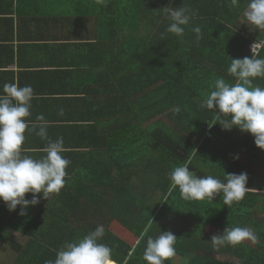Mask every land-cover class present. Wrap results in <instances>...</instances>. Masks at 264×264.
I'll use <instances>...</instances> for the list:
<instances>
[{
  "label": "trees",
  "instance_id": "obj_1",
  "mask_svg": "<svg viewBox=\"0 0 264 264\" xmlns=\"http://www.w3.org/2000/svg\"><path fill=\"white\" fill-rule=\"evenodd\" d=\"M85 3L92 13L100 10L105 58L115 68L109 73L104 101L90 104L92 112L96 105L92 117L96 125L81 127L80 141L65 142L74 149L62 153L71 162L65 187L48 200L37 194L39 203L27 208L22 218L3 217L0 242L7 238L5 227H13L29 239L23 245L7 238L18 254L14 263L45 264L55 260L65 243L78 241L103 225L100 242L112 248L115 264H147L143 259L147 238L161 230L177 236V254L165 264H174L178 258L187 264H229L205 241L207 232L213 228L223 233L227 226L263 230L264 188L248 173L244 157L264 166V150L255 145L250 133L235 127L225 130L219 123L209 127L218 122L216 115L200 104L216 78L236 82L227 72L231 58L250 57V46L264 41L262 30L256 36L241 30L248 0H240L238 7L231 0ZM180 6L197 13L182 38L166 31L169 21L164 11ZM197 26L199 42L192 31ZM254 85L264 87V78L255 79ZM175 107L180 108L178 113ZM134 143L143 152H132ZM159 146L171 159L166 158L167 163L156 151ZM169 154H175L174 160ZM188 159L189 170L197 176L223 180L228 173H247L249 189L244 199L229 208L222 194L201 201L183 199L178 188L169 193L170 172ZM29 194L25 198L30 200ZM36 209L39 213L31 218ZM245 209L253 210L249 223L232 219L243 217ZM114 222L135 238L134 244L112 232ZM257 244L244 241L223 253L228 251L244 264H264V246Z\"/></svg>",
  "mask_w": 264,
  "mask_h": 264
},
{
  "label": "clouds",
  "instance_id": "obj_2",
  "mask_svg": "<svg viewBox=\"0 0 264 264\" xmlns=\"http://www.w3.org/2000/svg\"><path fill=\"white\" fill-rule=\"evenodd\" d=\"M104 0H98L103 3ZM240 0H231L233 7H238ZM169 21L166 31L182 38L185 28L190 25L197 15L195 10L184 6L164 9ZM247 24L264 31V0H248L243 12ZM197 42L201 39L200 27H193ZM264 41H255L251 45V56L231 58L227 72L234 77V84L223 77L215 79L209 87L212 89L205 94L200 104L201 108L214 112L218 122L225 130L234 127L241 132L250 133L255 145L264 150V87L254 85V80L264 78ZM34 90L30 85L20 87L17 83H6L3 94H0V201H3L9 211H15L19 205L20 215L26 214L29 206L39 203L37 194H42L46 200L52 194H59L65 187L71 163L62 153L65 151L64 139L59 137L52 140L47 133L49 122L41 114L36 117V123L29 121L31 116ZM180 111L179 107L173 109ZM58 115H64V109L58 110ZM38 129V131H37ZM28 132H36L46 141L44 152L40 159L25 154L23 148ZM238 158V157H237ZM191 159L181 166H176L170 172L169 193L179 189L185 200H212L223 196L224 205L229 208L233 203L244 199L249 188L247 173H228L224 179L212 175L197 176L189 170ZM31 193L32 198L26 199ZM153 222L150 221L149 225ZM148 229H145L147 233ZM145 233L140 236L144 240ZM105 235L103 225H98L78 241L67 242L56 253L55 260L45 264H115L112 259V248L101 243ZM177 236L171 231H161L156 237L148 236L143 259L147 264H165L176 256ZM244 241H257L256 234L247 227L228 226L220 235H213L211 242L215 249L224 246H236ZM139 242V241H138Z\"/></svg>",
  "mask_w": 264,
  "mask_h": 264
},
{
  "label": "crops",
  "instance_id": "obj_3",
  "mask_svg": "<svg viewBox=\"0 0 264 264\" xmlns=\"http://www.w3.org/2000/svg\"><path fill=\"white\" fill-rule=\"evenodd\" d=\"M85 6V0H0V94L6 83L30 85L35 95L27 119L36 123L42 114L49 122L48 136L63 137L64 152L74 150L65 142L83 137L81 127L96 125V105L92 112L90 104L104 101L109 73L115 69L105 58L100 10L92 13ZM60 108L63 116L58 115ZM25 136V154L42 158L46 141L35 131L26 130ZM20 211L19 205L9 211L0 201V225L3 217L22 218ZM38 213L34 210L31 218ZM5 230L4 238L16 240L21 234L10 226ZM7 238L0 248H11Z\"/></svg>",
  "mask_w": 264,
  "mask_h": 264
},
{
  "label": "rangeland",
  "instance_id": "obj_4",
  "mask_svg": "<svg viewBox=\"0 0 264 264\" xmlns=\"http://www.w3.org/2000/svg\"><path fill=\"white\" fill-rule=\"evenodd\" d=\"M241 30L245 31L247 34H250L252 36H256V33L258 31V29H256L254 25L247 24V21L245 18L243 19ZM153 143L155 146H158L154 140H153ZM130 149L132 152H138V153L143 152V150L141 151L139 150V146L136 145L135 143L130 145ZM162 150L163 149L159 146L157 147L156 151L162 157V159H164L165 162H166V158L167 160H171L170 158L166 156V154ZM171 156H172V160H174V158L176 157L175 154ZM244 165L246 166L248 173L256 181V183L262 186V188H264V166L261 164L252 163L250 157L246 155L244 157ZM178 166H181V164ZM252 213H253V210L245 209V211H243L242 213L243 217L232 218V219L235 221L249 223L250 219L252 218ZM262 218H264V216ZM111 230L114 234H116L119 238H121L124 242H126L129 245L134 244L136 241L133 236H131L122 226H120L116 222L111 224ZM252 231L257 236V241H256L258 243L257 245H259L260 247H263L264 246V227H263V230L260 232H257V230H252ZM221 233H222L221 230L209 228L207 232L208 239L206 238L205 241L209 243V245L213 246L211 242V237L213 235H220ZM16 240H18V242H20L21 244L25 245L29 239L27 236L18 233L16 234ZM247 242H251L252 244H254L252 241H247ZM228 247L229 246L220 247L218 250L221 253H218L217 257L225 262H228L229 264H244L241 260H238L237 258L230 255L228 251L223 253V250H227ZM17 255L18 254L14 250H12L10 247L5 245L4 247L0 248V264H15L14 261L16 260ZM174 264H187V260H182L181 258H178L175 260Z\"/></svg>",
  "mask_w": 264,
  "mask_h": 264
},
{
  "label": "built area",
  "instance_id": "obj_5",
  "mask_svg": "<svg viewBox=\"0 0 264 264\" xmlns=\"http://www.w3.org/2000/svg\"><path fill=\"white\" fill-rule=\"evenodd\" d=\"M250 51H251V46H250Z\"/></svg>",
  "mask_w": 264,
  "mask_h": 264
}]
</instances>
